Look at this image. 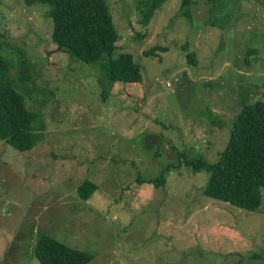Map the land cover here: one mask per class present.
<instances>
[{"label": "rangeland", "instance_id": "obj_1", "mask_svg": "<svg viewBox=\"0 0 264 264\" xmlns=\"http://www.w3.org/2000/svg\"><path fill=\"white\" fill-rule=\"evenodd\" d=\"M106 1L139 81L57 49L46 4L0 0V55L14 77L20 50L31 63L14 86L43 134L25 150L0 139V264H40L41 235L91 253L85 264H264V187L240 208L205 195L210 171L188 163L215 161L241 106L264 101V0H190L187 13L164 0L146 24L138 0Z\"/></svg>", "mask_w": 264, "mask_h": 264}, {"label": "trees", "instance_id": "obj_2", "mask_svg": "<svg viewBox=\"0 0 264 264\" xmlns=\"http://www.w3.org/2000/svg\"><path fill=\"white\" fill-rule=\"evenodd\" d=\"M164 0H138L142 6L140 21L146 24ZM190 0H182L187 13ZM26 5L46 4L51 18V42L69 55L97 66L109 81L134 82L141 79L140 65L130 52L116 53L118 32L106 0H24ZM164 49L155 45L143 52L156 56ZM19 51V49H17ZM14 59L0 55V139L19 150L31 148L43 138L32 130L36 114L30 111L15 81H31V63L19 52L18 74L11 76ZM40 139V140H39ZM193 169L210 171L203 193L234 206L255 210L264 187V101L255 100L241 106L233 119L228 141L219 157L212 162L198 157L188 160ZM157 178L162 180L160 174ZM156 178V179H157ZM96 185L83 180L78 192L89 198ZM264 251V248H263ZM40 264H85L92 254L75 249L41 235L34 247Z\"/></svg>", "mask_w": 264, "mask_h": 264}, {"label": "water", "instance_id": "obj_3", "mask_svg": "<svg viewBox=\"0 0 264 264\" xmlns=\"http://www.w3.org/2000/svg\"><path fill=\"white\" fill-rule=\"evenodd\" d=\"M57 49H60L59 47H57Z\"/></svg>", "mask_w": 264, "mask_h": 264}]
</instances>
